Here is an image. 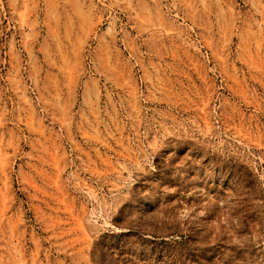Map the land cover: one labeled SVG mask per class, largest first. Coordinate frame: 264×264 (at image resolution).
I'll use <instances>...</instances> for the list:
<instances>
[{
	"label": "rangeland",
	"instance_id": "obj_1",
	"mask_svg": "<svg viewBox=\"0 0 264 264\" xmlns=\"http://www.w3.org/2000/svg\"><path fill=\"white\" fill-rule=\"evenodd\" d=\"M0 264H264V0H0Z\"/></svg>",
	"mask_w": 264,
	"mask_h": 264
}]
</instances>
